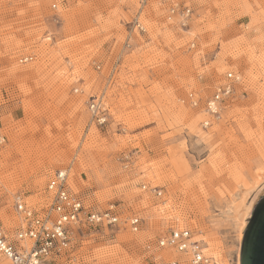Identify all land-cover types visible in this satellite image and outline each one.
Wrapping results in <instances>:
<instances>
[{
    "label": "rangeland",
    "instance_id": "obj_1",
    "mask_svg": "<svg viewBox=\"0 0 264 264\" xmlns=\"http://www.w3.org/2000/svg\"><path fill=\"white\" fill-rule=\"evenodd\" d=\"M177 1L193 9L187 27L167 21L163 0H0V225L19 229L17 193L48 206L60 169L88 205L142 218L138 231L74 226L55 264H189L158 244L173 228L240 264L251 216L231 207L264 168V0ZM138 16L147 32L129 34ZM228 72L241 76L235 96L204 127ZM101 94L104 125L89 110Z\"/></svg>",
    "mask_w": 264,
    "mask_h": 264
},
{
    "label": "built area",
    "instance_id": "obj_2",
    "mask_svg": "<svg viewBox=\"0 0 264 264\" xmlns=\"http://www.w3.org/2000/svg\"><path fill=\"white\" fill-rule=\"evenodd\" d=\"M149 0H141L144 6ZM167 5L166 19L176 22L181 27H187L192 20L193 9L177 0H163ZM54 7V6H53ZM142 13V10L139 14ZM129 34L138 30L146 33L147 29L140 21L139 16L130 22ZM130 35L126 46L130 47ZM31 56L21 58V62H27ZM100 68V66L98 67ZM240 77L234 72L225 75V82L219 84L214 93L209 96L205 103L208 117L203 121V126L208 127L212 121L222 119L226 104L235 96V82ZM78 90V89H77ZM189 97L194 106L201 103V97L190 93ZM89 110L92 119L99 125L107 123L108 114L102 94L92 97L89 103ZM7 142L0 122V147ZM68 171L60 169L55 172L47 184V192L51 198V203L40 209L30 206L26 197L22 193L14 196L16 211L21 217V224L13 237L9 236L0 225V257L9 260L10 264H55L70 249L73 228L79 224H88L98 227H119L122 223L130 226L132 231H138L142 218L131 216L122 219L115 204L108 208L98 210L88 205L85 199L74 192L68 184ZM160 247L173 248L179 252L189 254V264H210L214 261L212 257L205 254L204 247L200 242L193 239L190 229L173 228L168 233L158 239ZM181 261L175 260L169 264H180ZM214 264H219L214 261Z\"/></svg>",
    "mask_w": 264,
    "mask_h": 264
},
{
    "label": "water",
    "instance_id": "obj_3",
    "mask_svg": "<svg viewBox=\"0 0 264 264\" xmlns=\"http://www.w3.org/2000/svg\"><path fill=\"white\" fill-rule=\"evenodd\" d=\"M240 256V264H264V195L248 220Z\"/></svg>",
    "mask_w": 264,
    "mask_h": 264
},
{
    "label": "bare ground",
    "instance_id": "obj_4",
    "mask_svg": "<svg viewBox=\"0 0 264 264\" xmlns=\"http://www.w3.org/2000/svg\"><path fill=\"white\" fill-rule=\"evenodd\" d=\"M235 73V72H234ZM236 75H238L240 77L241 80V76L237 73H235ZM38 138V137H37ZM29 154V153H28ZM26 157V156H25ZM30 159V158H29ZM42 163V162H41ZM33 164V163H32ZM40 164V163H39ZM2 175V174H1ZM1 179V178H0ZM68 180H69V176H68ZM74 180V179H73ZM69 184V181H68ZM82 187V186H81ZM79 188V187H78ZM264 191V168L262 170H258L257 171V178L253 181L252 185L246 189L245 192H243V194L239 197V199L237 198V200L234 201L233 206L231 207L232 211L235 214H240L241 212L243 213V215H248L251 216L253 209L255 208L254 203L256 202L257 198L261 195V193ZM254 197H252L251 201L249 199V196L251 194H254ZM190 195V194H189ZM253 196V195H252ZM259 199V198H258ZM254 206V208H253ZM242 228L245 226V224L247 225V221L243 220L242 221ZM241 228V229H242ZM185 252H181L180 254H178L177 256L180 257H186ZM186 259V258H185ZM174 261V260H173ZM183 261V260H182Z\"/></svg>",
    "mask_w": 264,
    "mask_h": 264
}]
</instances>
